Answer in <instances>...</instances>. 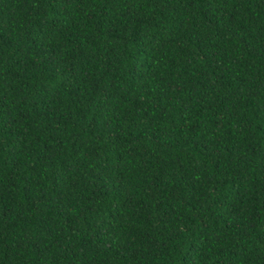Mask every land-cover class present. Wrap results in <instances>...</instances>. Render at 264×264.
Returning <instances> with one entry per match:
<instances>
[{
	"label": "trees",
	"instance_id": "obj_1",
	"mask_svg": "<svg viewBox=\"0 0 264 264\" xmlns=\"http://www.w3.org/2000/svg\"><path fill=\"white\" fill-rule=\"evenodd\" d=\"M0 264H264V0H0Z\"/></svg>",
	"mask_w": 264,
	"mask_h": 264
}]
</instances>
